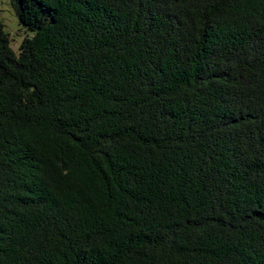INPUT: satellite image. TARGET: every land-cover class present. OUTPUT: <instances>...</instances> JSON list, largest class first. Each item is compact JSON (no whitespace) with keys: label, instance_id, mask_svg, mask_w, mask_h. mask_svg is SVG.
Listing matches in <instances>:
<instances>
[{"label":"trees","instance_id":"16d2710c","mask_svg":"<svg viewBox=\"0 0 264 264\" xmlns=\"http://www.w3.org/2000/svg\"><path fill=\"white\" fill-rule=\"evenodd\" d=\"M0 264H264V0H11Z\"/></svg>","mask_w":264,"mask_h":264},{"label":"rangeland","instance_id":"374dc122","mask_svg":"<svg viewBox=\"0 0 264 264\" xmlns=\"http://www.w3.org/2000/svg\"><path fill=\"white\" fill-rule=\"evenodd\" d=\"M0 19L4 23L5 31L10 35L12 48L18 52L23 39L31 33L20 23L11 0H0Z\"/></svg>","mask_w":264,"mask_h":264}]
</instances>
